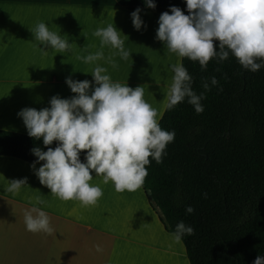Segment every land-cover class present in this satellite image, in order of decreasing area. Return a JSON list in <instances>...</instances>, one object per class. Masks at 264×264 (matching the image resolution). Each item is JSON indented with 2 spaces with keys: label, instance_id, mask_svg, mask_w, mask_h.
Here are the masks:
<instances>
[{
  "label": "crops",
  "instance_id": "crops-1",
  "mask_svg": "<svg viewBox=\"0 0 264 264\" xmlns=\"http://www.w3.org/2000/svg\"><path fill=\"white\" fill-rule=\"evenodd\" d=\"M132 12L116 0H0V130L28 135L17 116L21 109L49 107L53 96L71 98L75 94L65 83L69 76L92 82L94 65L76 57L99 50V38L93 33L108 24L121 32L130 55L127 60L115 56L116 67L104 61L97 63L107 68L114 82L133 89L141 86L156 101L161 100L171 83L164 85L161 69V74L153 73V63L148 62L152 53L147 47L150 23L155 21V25L161 13L141 12L146 28L137 31ZM41 21L51 31L66 36L71 51L53 52L39 44L31 29ZM153 28L149 33L155 36ZM103 51L108 56L113 50L106 46ZM164 53L172 55L165 46ZM31 165L0 156V264H190L185 245L172 240L142 188L117 192L110 182L113 190L107 191L108 184L92 173L91 183L101 187L103 196L95 206L81 207L78 201L65 202L53 196L34 175ZM25 177L27 185L19 194L5 191L7 180ZM35 197L45 201L39 207L49 217L50 233L26 229L24 215L31 210L30 200ZM140 222L150 224L155 231L153 237L144 235ZM157 242L163 252L159 251L160 256L154 252Z\"/></svg>",
  "mask_w": 264,
  "mask_h": 264
},
{
  "label": "clouds",
  "instance_id": "clouds-1",
  "mask_svg": "<svg viewBox=\"0 0 264 264\" xmlns=\"http://www.w3.org/2000/svg\"><path fill=\"white\" fill-rule=\"evenodd\" d=\"M144 3L147 8H156L153 0ZM185 3L188 15L176 6L161 13L155 39L178 58L170 65L173 75L164 96L165 106L171 109L186 100L199 114L204 110L201 104L204 92L193 91V80L183 59L198 62L203 70L211 60L224 61L231 54L244 69L257 72L264 66V0H185ZM140 13L138 7L130 14L137 31L146 28ZM31 31L39 44L53 52L72 49L66 36L51 31L45 22H38ZM93 35L99 38V50L76 57L94 65L92 82L69 76L65 83L75 94L71 98L53 96L49 107L40 110L26 107L17 113L29 137L42 139L44 146L56 142L55 148L47 147L46 151L40 147L31 150L37 158L31 165L34 175L53 196L65 202L78 201L81 207L95 206L103 196L101 187L91 183L92 173L102 178L104 184L112 182L117 192L140 189L148 175L149 158L161 163L175 136L174 131L161 128L157 109L144 99L143 87L133 89L114 82L107 68L97 63L104 61L116 67L115 56L128 59L130 53L121 32L108 24L97 28ZM106 46L113 50L108 56L103 51ZM41 51L47 52L42 48ZM210 82L213 86L218 83L214 76ZM202 87L205 92L210 90L207 81ZM7 181L3 187L12 195L19 194L27 185L26 177ZM30 203L32 208L24 215L26 229L50 233L49 217L39 207L45 201L35 197ZM185 211L192 214L194 208L188 205ZM193 231L180 221L171 238L180 243L185 234L191 235ZM95 247L101 251L100 245ZM252 264H264V256L258 255Z\"/></svg>",
  "mask_w": 264,
  "mask_h": 264
},
{
  "label": "trees",
  "instance_id": "trees-1",
  "mask_svg": "<svg viewBox=\"0 0 264 264\" xmlns=\"http://www.w3.org/2000/svg\"><path fill=\"white\" fill-rule=\"evenodd\" d=\"M116 2L141 12L163 13L176 6L188 15L185 0H153L155 9L144 0ZM182 63L193 91L204 92V110L197 114L186 100L166 107L159 124L175 132L174 140L161 163L149 158L141 188L166 231L173 233L180 221L194 229L181 240L190 264H252L264 256V66L251 72L231 54L224 61L211 60L203 70L187 58ZM55 146L0 130V156L33 164L34 147ZM188 205L192 214L185 211Z\"/></svg>",
  "mask_w": 264,
  "mask_h": 264
},
{
  "label": "rangeland",
  "instance_id": "rangeland-1",
  "mask_svg": "<svg viewBox=\"0 0 264 264\" xmlns=\"http://www.w3.org/2000/svg\"><path fill=\"white\" fill-rule=\"evenodd\" d=\"M152 22H155V21H152ZM152 22L150 23L151 26L154 27L155 29H157L158 28V20L156 21L155 25H153ZM152 27H149V29H151ZM149 29L147 31V35H148L147 47H148L149 51H151L152 55L150 56L151 59L150 58L148 59L149 60L148 62L149 63H153V67L154 68L152 70H153V73H155L156 75L157 74H161L160 69L163 71L162 73L165 74L164 85L167 86V83L168 84H169V82L171 83L172 75H173V73L170 71V65L173 64V63H176L177 57L173 53H172V55L171 54L167 55L166 53H164V44H163V42H160V41L156 40L155 39L156 35L154 36V35L150 34L149 33ZM149 35L152 36V39H150L151 36L149 37ZM167 68H168V70L166 71ZM167 79H170V81L166 82ZM164 96H165V93L163 94L161 100L156 101V98H154L153 95L150 94V91H149V94H147L145 92V90H144V99L153 108L157 109L158 115H161L162 113L164 114V111L166 109V106L164 108V104H165L164 103L165 102ZM162 108H164L163 111H162ZM93 184H95V183H93ZM109 185L110 184H108V186L106 187L107 191H112L113 188H111V186H109ZM148 200H149V198H148ZM134 225H137V224H134ZM139 225H142L141 227L143 228L144 235L146 237L147 236H152V237L154 236L155 231H154L153 228H151L150 224H148V223L146 224L145 222H140ZM181 243H183V242L181 241ZM149 244H153V243H149ZM163 244L164 245L162 247H165L166 246L165 243H163ZM153 246L156 247V249H154L155 254L157 256H160L159 251L161 253H163L162 250L159 249V246H161V244L159 242H157V243H154Z\"/></svg>",
  "mask_w": 264,
  "mask_h": 264
},
{
  "label": "bare ground",
  "instance_id": "bare-ground-1",
  "mask_svg": "<svg viewBox=\"0 0 264 264\" xmlns=\"http://www.w3.org/2000/svg\"><path fill=\"white\" fill-rule=\"evenodd\" d=\"M164 65V64H163ZM164 68V67H163Z\"/></svg>",
  "mask_w": 264,
  "mask_h": 264
}]
</instances>
